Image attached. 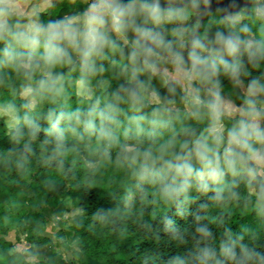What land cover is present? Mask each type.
I'll list each match as a JSON object with an SVG mask.
<instances>
[{"label":"trees","instance_id":"obj_1","mask_svg":"<svg viewBox=\"0 0 264 264\" xmlns=\"http://www.w3.org/2000/svg\"><path fill=\"white\" fill-rule=\"evenodd\" d=\"M44 1L45 9L36 11L33 20L45 27L54 22H69L70 18L64 17L65 12L84 18L87 10L78 0H30L32 4ZM168 1L159 0V3ZM122 2L128 4L130 0ZM207 3L200 0L199 5ZM255 7L256 4L241 21L223 17L221 11L208 15L199 36L208 43L215 41L218 32L227 35L234 31L243 40H264V14H258ZM0 21L6 22L9 29L0 34V103L9 104L17 117L15 126H11L7 117L0 116V264H46L51 260L54 242L44 235L45 212L40 205L28 209L37 204L39 197L59 207L66 206L69 200L73 207L81 210L79 222L72 227L78 237L76 256L81 264L97 261L177 264V259L183 264H200L199 251L204 247L214 249L217 258L225 264H235L221 254L227 242L235 243L238 257L243 255L242 249L264 255V192L261 190L264 175H258L251 182L232 176L223 164L224 148L220 150L221 166L225 167L224 181L220 185L209 184L208 191L198 189L193 181L187 192L177 199L166 197L163 188L171 182L167 176L169 170H161L162 161L155 165L148 162L158 174L142 175L143 152L151 150L154 156H159L161 149L166 148L164 159H174L186 151L181 149L182 144L191 146L192 141L204 133L200 118H193L189 106L182 100L184 92L180 86L172 93L166 84L158 87V75L146 73L143 81L150 91L158 93L159 102L136 104L124 90L131 86L130 73L124 70V65L129 64V47L111 31L109 35L118 40L124 54L107 49L104 58H95L98 69L95 74L84 68L80 53L74 48L67 49L70 63L66 58L49 66L37 55L30 69L19 67L7 62L4 53L10 46L18 52L29 51L17 46L15 38L9 34L22 32L28 18L0 0ZM137 23H141L140 18ZM195 23L188 18L168 22L162 28L167 33L166 38L171 40L175 38L173 29L184 27L193 33L198 28ZM245 28L247 31L243 30ZM133 36L132 32L128 33L129 39ZM188 45L185 43L181 50L185 60L190 51ZM37 51L43 52V49ZM224 58L237 59L243 68L238 78L223 70L214 77L220 82L218 91L229 94L244 106L245 101L252 98L262 109L264 90H256L252 95L249 86L253 80L264 85V59L252 61L243 49L237 57L225 55ZM101 67L103 71H99ZM48 71L53 77H59L55 82V89L59 91L41 87L40 81L47 78ZM82 82L93 91L91 96L80 89ZM26 89L31 91L26 93ZM167 99L174 103L166 104ZM108 105L116 108L115 122L102 120L97 114L101 110L108 111ZM164 107L171 108V113H164ZM93 108L96 113L88 117L87 113ZM76 113L80 114L81 121L92 119L95 130L86 129L84 123L77 121ZM139 117L143 119H137ZM57 118L63 129L62 138H58L52 128ZM161 119L166 122L164 125L150 123ZM225 120L228 133L238 127L241 119ZM102 127L110 128L115 139L110 141L102 136L99 131ZM153 129L154 134L149 135ZM87 145H96L88 154L91 159L99 160L96 168H90L76 148ZM256 147L264 150V144ZM125 149L138 150L139 155ZM192 162L200 167L195 160ZM215 187L222 189L223 199L215 198ZM200 227H206L211 235L203 237L198 231ZM14 230L27 237L30 248L26 252L6 238ZM31 258H36L37 262ZM247 264H258V261L254 259Z\"/></svg>","mask_w":264,"mask_h":264},{"label":"clouds","instance_id":"obj_2","mask_svg":"<svg viewBox=\"0 0 264 264\" xmlns=\"http://www.w3.org/2000/svg\"><path fill=\"white\" fill-rule=\"evenodd\" d=\"M200 0H176L175 4H170L167 9L162 10L159 0H130L124 4L122 0H94L85 13L83 26L79 23L68 21L50 23L47 27L37 24L29 31L15 32L11 34L17 46L29 49L28 52H18L14 47L5 50L7 62L16 64L19 67L30 69L33 58L39 56L49 66L60 63L68 59L71 62L68 48H74L80 53L84 68L95 74L98 70L95 58H104L107 49L113 52L124 54L123 47L117 39L112 38L109 32H114L117 37L123 39L124 44L129 47V64L124 65L126 73H130V87L124 90L129 93L131 99L141 106L146 105L150 99L158 96V93L151 91L145 81L140 76L148 73L151 76H161L165 78L169 91L175 93L176 86H180L184 92L182 100L191 109L190 115L199 119L203 115L211 117V127L205 133H201L191 143L182 144L181 149L186 150L182 154H177L174 159H164L166 148L161 149V155L154 156L151 150L143 152L145 164L142 166V175L149 173L158 174L151 165L157 161H162V168L173 171L175 175L172 182L165 184L163 191L166 197L177 199L181 194L187 192L194 181L198 189L209 190V184L220 185L224 181L225 167L221 166V145L225 144V135L222 127L219 126L220 118L224 114L223 101L219 94V80L213 78L218 76L223 70L233 78H238L241 74L243 65L237 59L226 60L225 55L237 57L243 49L252 61L264 59V40H243L234 31L227 35L222 32L216 34L215 41L204 42L198 35H193L192 30L177 27L173 29L174 39H167V33L162 25L176 20H187L193 9L199 8ZM207 2V0H205ZM178 5V6H177ZM8 9L5 7V12ZM141 23H137V19ZM114 26L109 28V22ZM151 24L152 27L147 25ZM247 31V29H243ZM9 32L7 23L0 24V34ZM134 36L129 39L128 33ZM185 43L190 46L188 60L182 53ZM43 52H38V49ZM38 66V65H37ZM167 66V67H165ZM171 69V74L169 73ZM99 71H103L101 67ZM47 77L40 81L43 88L55 89V82L59 77H53L51 71L45 73ZM210 84L207 89L209 99H202L201 88L198 84ZM82 90L89 92L86 83L82 82ZM256 90H264V85L253 80L249 86V92L254 95ZM26 93L31 90L26 89ZM98 103V101H97ZM166 104L174 103L173 100H165ZM247 107L241 113L242 118L238 122V127L228 131L227 146L223 149V164L232 176H239L246 173L248 177L255 180L264 168V150L255 147L256 144H264V127H261L260 120L264 117L257 107L256 100L249 98L245 101ZM108 111L101 110L97 113L102 120L115 122L113 113L116 108L108 105ZM164 113H171L172 109L164 107ZM96 113L93 108L87 113L88 117ZM75 119L84 123L86 129L95 130L96 126L92 119L81 121L79 113L75 114ZM137 119H143L139 117ZM60 120L52 124V128L58 133V138H62L63 129L59 127ZM153 126L164 125V120H152ZM100 134L110 141L115 139L114 133L110 128L102 127ZM149 135L154 134V129L149 131ZM125 151L138 150L125 149ZM133 160L136 159L134 155ZM193 160L200 164L197 168ZM179 178V180L177 179ZM216 199H223L219 187L214 188ZM264 192V185H262ZM169 224L171 221L168 222ZM203 237L211 235L206 227L198 229ZM243 255L238 257L235 251V243L227 242L222 246L221 254L226 260L235 261V264H247L248 261L257 260L258 264H264V255L260 253H249L247 249H242ZM198 259L200 264H225L217 258L214 249L210 247L201 248ZM177 264H183L177 259Z\"/></svg>","mask_w":264,"mask_h":264},{"label":"rangeland","instance_id":"obj_3","mask_svg":"<svg viewBox=\"0 0 264 264\" xmlns=\"http://www.w3.org/2000/svg\"><path fill=\"white\" fill-rule=\"evenodd\" d=\"M2 1L8 3L12 11H16L19 14H22L26 18H28V21L22 25V32L29 31L34 25L38 24L34 22L33 15L35 14L36 11H42L45 7V5H42V3L32 4L30 0H2ZM81 3L83 4V2ZM255 4H256V7H255L256 12L261 15L264 14V0H257ZM246 12L247 10L244 9L239 14H231L228 17L233 21H241L244 18ZM196 15L197 14L192 11L189 18L193 19V17ZM3 23L4 21H0V24H3ZM167 23H164L162 26L166 25ZM113 26H114L113 22L110 21L108 27L112 28ZM198 26H199V20L196 21L195 28ZM120 40H123V39H120ZM169 73L171 74L170 68H169ZM145 75L146 73L141 75L140 79L141 80L145 79L146 77ZM164 84H166L165 78L159 76L158 87ZM241 85L244 91L246 92V89L244 88V84H241ZM195 86L201 88L202 99L206 100L210 98L207 95V89L211 87L210 85L205 83V84H198ZM80 89L82 90V88ZM92 94H93L92 90L86 93L87 96H91ZM219 94H220V97L224 105V114L220 118L219 126L222 127L224 135H225V144L221 145L219 149L220 151L227 145L226 142L228 139L227 132H226L227 124H226L225 118H236V119L244 118L242 117L241 113L246 109L247 105L244 106L242 102L235 100L232 96H230L227 93H223L219 91ZM150 101L153 103L159 102L158 96L150 99ZM260 110L264 111V107ZM0 116L7 117L8 123L11 126H15V123L17 122L16 113L9 104L0 103ZM200 122L204 126V133L206 132L207 129H209L212 126L211 117L208 115L201 116ZM263 123H264V117H262L260 120L261 126L263 125ZM95 146L96 145H87V146H77L76 147L78 152L82 154L84 160H86V162L89 164L90 168H96L99 165V160H93L88 155L90 152H92ZM261 174L264 175V168H261ZM174 175L175 173L169 170L167 176L170 182H172V178ZM239 177L245 182H251L252 180L250 177H248L246 173L239 175ZM30 194H33V192H30ZM37 205L41 206L47 218V226H46L44 235L51 238L54 242L53 255L51 256V260L47 262L46 264H81L76 256V252L79 251L78 237L75 236V232L72 229V227L76 223H78L81 218V210L78 207H73L72 202L69 200L66 206L59 207V206H56L55 203L53 202L46 201L44 197H39L37 200V204H34L33 206L31 205L30 207H28V209H31V210L36 209ZM262 208H264V204ZM6 238L8 240L13 241L16 244V246L19 248V250L21 251L26 252V250L30 248V246L28 245L27 237L25 235L18 234L15 230L11 231L6 236ZM31 260L34 262H37L36 258H31ZM96 264H104V263L97 261Z\"/></svg>","mask_w":264,"mask_h":264},{"label":"water","instance_id":"obj_4","mask_svg":"<svg viewBox=\"0 0 264 264\" xmlns=\"http://www.w3.org/2000/svg\"><path fill=\"white\" fill-rule=\"evenodd\" d=\"M207 4H200L198 9H193L194 13L199 14L192 20L193 22L200 21V24L193 35L200 34V31L207 20L208 15H211L217 11H222V16L226 17L231 14H239L242 10L246 9L247 12L251 11L252 6L256 3L257 0H207ZM188 0H185L187 3ZM176 0H170L165 3H159V6L162 10L167 9L170 4H175ZM178 6V5H177ZM189 46V45H188ZM264 112L263 110H261Z\"/></svg>","mask_w":264,"mask_h":264},{"label":"crops","instance_id":"obj_5","mask_svg":"<svg viewBox=\"0 0 264 264\" xmlns=\"http://www.w3.org/2000/svg\"><path fill=\"white\" fill-rule=\"evenodd\" d=\"M79 2L81 1V2H83V4H85L86 6H87V10L89 9V6L93 3L92 1H94V0H78ZM42 5H45L46 6V4H45V1L44 2H42ZM44 9H45V7H44ZM43 9V10H44ZM87 10L85 11V13L87 12ZM85 15V14H84ZM64 17H66V18H70L69 19V22H73V23H79V24H81V26H83V24H84V21H85V16H84V18H82V16L81 15H78V16H76V15H74L73 16V13H64ZM72 17V18H71Z\"/></svg>","mask_w":264,"mask_h":264},{"label":"flooded vegetation","instance_id":"obj_6","mask_svg":"<svg viewBox=\"0 0 264 264\" xmlns=\"http://www.w3.org/2000/svg\"><path fill=\"white\" fill-rule=\"evenodd\" d=\"M256 2H257V1H256ZM254 5H255V4H254ZM245 10H246V9H245ZM220 11H221V10H220ZM221 13H222V11H221ZM196 14H197V13H196ZM198 15H199V14H197L196 16H194L193 19H194L195 17H197ZM227 17H228V16H227ZM193 19H192V20H193Z\"/></svg>","mask_w":264,"mask_h":264}]
</instances>
